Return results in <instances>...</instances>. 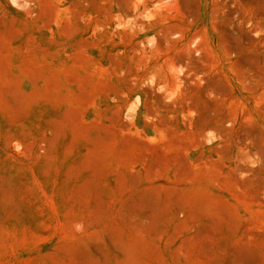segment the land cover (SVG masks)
<instances>
[{
  "label": "rangeland",
  "instance_id": "rangeland-1",
  "mask_svg": "<svg viewBox=\"0 0 264 264\" xmlns=\"http://www.w3.org/2000/svg\"><path fill=\"white\" fill-rule=\"evenodd\" d=\"M0 264H264V0H0Z\"/></svg>",
  "mask_w": 264,
  "mask_h": 264
}]
</instances>
